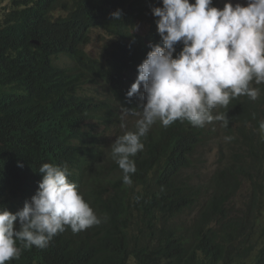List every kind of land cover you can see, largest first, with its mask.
Segmentation results:
<instances>
[{
  "label": "trees",
  "instance_id": "16d2710c",
  "mask_svg": "<svg viewBox=\"0 0 264 264\" xmlns=\"http://www.w3.org/2000/svg\"><path fill=\"white\" fill-rule=\"evenodd\" d=\"M153 6L161 0H12L5 12L0 207L22 209L38 189L40 166L66 164L102 221L78 233L66 227L48 247L23 249L6 264H264V84L252 82L261 90L257 100L240 96L214 110L227 114V127L153 125L132 157L131 184L105 139L87 127L93 121L111 132L124 123L121 106L142 103L126 93L150 45L160 43ZM117 9L122 21H112ZM139 24L143 34L133 31ZM96 29L115 36L101 59L86 51ZM57 56L69 64H55ZM92 78L102 80L101 96L95 83L85 88ZM211 140L218 163L200 184L188 170Z\"/></svg>",
  "mask_w": 264,
  "mask_h": 264
},
{
  "label": "clouds",
  "instance_id": "9594fccd",
  "mask_svg": "<svg viewBox=\"0 0 264 264\" xmlns=\"http://www.w3.org/2000/svg\"><path fill=\"white\" fill-rule=\"evenodd\" d=\"M213 3L161 0V6L151 7L160 43L150 45L126 93L129 100L137 96L142 103L133 109L121 106L123 118L137 119L131 130L110 143L112 159L122 170L125 184L132 183L131 174L136 172L132 157L143 151L142 138L157 122L164 128L176 121L200 128L220 123L227 127V114L214 112L218 106L227 108L240 96L255 101L261 94L252 82L264 84V0L244 4L227 0L222 8ZM110 15L112 21H122L121 9ZM138 27L143 34L140 24L133 31ZM102 31L109 36L107 42L115 38ZM177 45L181 46L179 52ZM89 55L101 59L104 52ZM260 127L264 128V121ZM39 173L38 189L22 209L13 213L0 207V264L18 260L23 249L48 247L66 227L78 233L102 223L78 185L69 179L66 164L43 163Z\"/></svg>",
  "mask_w": 264,
  "mask_h": 264
},
{
  "label": "rangeland",
  "instance_id": "374dc122",
  "mask_svg": "<svg viewBox=\"0 0 264 264\" xmlns=\"http://www.w3.org/2000/svg\"><path fill=\"white\" fill-rule=\"evenodd\" d=\"M227 2V0H214L213 5L222 8L224 3ZM233 4L239 2V3H246V0H231ZM12 0H0V22L3 19V16L5 12L11 8ZM109 40V36L103 32L101 29H96L92 32L91 35V42L87 46V51L90 54H95L97 56H101L104 52V46L106 45L107 41ZM55 64L59 66H66L69 64V60H67L64 56H57L55 58ZM92 84V81H89L85 84L86 86ZM96 88L98 91L96 94L98 96H101V84L99 82L95 83ZM143 91V88L141 87V92ZM137 117L133 116H127L124 117V123L125 127H121L122 124H120L118 127L113 129L111 132L108 131V127L101 123H95L93 121L87 122V127L91 129L94 133L101 135L105 141L108 143V146L110 147L109 143H113L115 138L124 134L125 131L131 130L132 126L135 123V120ZM219 136H223V132H220ZM192 160L195 163V165L188 170L189 174L196 175L199 173L198 181L199 183H205L208 182L211 177L213 176V172L215 171L218 163V154L216 149V143L215 140H211L207 146H201L198 151H196L193 156ZM246 192L242 191V193L237 197L238 200L235 201L237 204V209L241 210L243 207L242 199ZM130 264H137L135 260H132Z\"/></svg>",
  "mask_w": 264,
  "mask_h": 264
},
{
  "label": "bare ground",
  "instance_id": "6f19581e",
  "mask_svg": "<svg viewBox=\"0 0 264 264\" xmlns=\"http://www.w3.org/2000/svg\"><path fill=\"white\" fill-rule=\"evenodd\" d=\"M133 108H134V107H133ZM133 108H132V109H133ZM129 109H130V107H129Z\"/></svg>",
  "mask_w": 264,
  "mask_h": 264
}]
</instances>
